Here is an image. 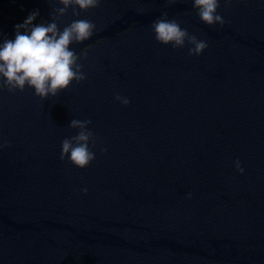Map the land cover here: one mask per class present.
<instances>
[{"label":"water","instance_id":"1","mask_svg":"<svg viewBox=\"0 0 264 264\" xmlns=\"http://www.w3.org/2000/svg\"><path fill=\"white\" fill-rule=\"evenodd\" d=\"M58 7L0 0V42ZM164 11L207 42L199 56L155 40ZM217 12L223 27L191 0L69 7L61 30L96 26L70 45L86 79L45 100L0 91V264H264V0H221ZM73 118L96 136L83 169L59 159Z\"/></svg>","mask_w":264,"mask_h":264},{"label":"clouds","instance_id":"2","mask_svg":"<svg viewBox=\"0 0 264 264\" xmlns=\"http://www.w3.org/2000/svg\"><path fill=\"white\" fill-rule=\"evenodd\" d=\"M62 7L55 8V15H51V22H41L33 25L39 15L38 10L31 12L26 19L14 26V39H3L0 42V91H23L25 86L34 89V95L41 100L49 96L55 97L68 89L73 81L77 84L86 79L79 60L85 58V52L76 53L70 49L73 43L79 44L88 40L94 33L95 24L89 19H76L61 30L58 21L72 8L73 16L80 12L99 7L101 0H55ZM177 0H166L171 5ZM225 6L231 0H223ZM192 8L198 19L205 25H219L223 27L225 21L218 14L221 0H191ZM79 9V11H77ZM155 40L162 45L171 44L173 49H182L187 45L189 56H199L206 48L205 40H198L186 28H182L176 18H169L166 11L155 19L150 25ZM23 30V31H21ZM114 100L127 106L130 100L120 94ZM91 119L73 118L68 127L78 129L75 135L66 137L61 141L59 159L67 160L76 168L83 169L96 158L92 148L96 146V136L89 129ZM91 145V146H90ZM6 145H0L4 147ZM101 153L107 151L101 148ZM235 169L243 174L239 159L234 161ZM87 194L88 189H81ZM191 198V193H188Z\"/></svg>","mask_w":264,"mask_h":264}]
</instances>
